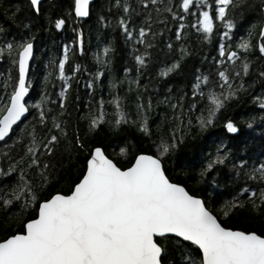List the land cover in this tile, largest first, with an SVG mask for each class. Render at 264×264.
<instances>
[{"label": "snow or ice", "instance_id": "1", "mask_svg": "<svg viewBox=\"0 0 264 264\" xmlns=\"http://www.w3.org/2000/svg\"><path fill=\"white\" fill-rule=\"evenodd\" d=\"M0 63V264H264V0H0Z\"/></svg>", "mask_w": 264, "mask_h": 264}, {"label": "trees", "instance_id": "2", "mask_svg": "<svg viewBox=\"0 0 264 264\" xmlns=\"http://www.w3.org/2000/svg\"><path fill=\"white\" fill-rule=\"evenodd\" d=\"M82 23H84L82 21ZM89 23H86L84 26V32H85V40L87 41H91L92 47L93 49L96 46V33L94 30H92L91 35H89ZM73 36V33L69 30L68 33L66 34H57L54 42L51 39H46L45 43L47 45L48 48L52 49V52L50 54H58L56 53V48L55 45H59L62 43H71V37ZM205 51L210 52L211 48L207 47L205 48ZM86 63L91 64V61H86ZM94 67V66H93ZM122 74V73H121ZM81 95H83L84 89H80ZM76 94V85L75 83H73V90L71 95L75 96ZM33 98H35V93H32ZM257 131H259V129H257ZM197 159H199V157H197ZM181 180L183 179L182 177H179ZM63 187H67V185H64ZM187 187L189 188L190 191L195 192L196 188L194 185H192L191 183L187 184ZM203 195V194H201ZM230 195H229V189L224 188L223 186H221L220 188L216 189V191L213 193L211 200L213 201V203H211L209 206L212 207L214 210L219 208L221 204H223V202L227 199H230ZM222 222L225 224V226H230V227H236V228H251V229H256V228H260V230H264V225H258L256 221H249L247 219H243L241 218V216L239 214L234 215L231 217V219L229 220H223Z\"/></svg>", "mask_w": 264, "mask_h": 264}, {"label": "flooded vegetation", "instance_id": "3", "mask_svg": "<svg viewBox=\"0 0 264 264\" xmlns=\"http://www.w3.org/2000/svg\"><path fill=\"white\" fill-rule=\"evenodd\" d=\"M7 71V66L4 65L3 63H0V72H4L6 74Z\"/></svg>", "mask_w": 264, "mask_h": 264}, {"label": "water", "instance_id": "4", "mask_svg": "<svg viewBox=\"0 0 264 264\" xmlns=\"http://www.w3.org/2000/svg\"><path fill=\"white\" fill-rule=\"evenodd\" d=\"M27 99V98H26Z\"/></svg>", "mask_w": 264, "mask_h": 264}]
</instances>
